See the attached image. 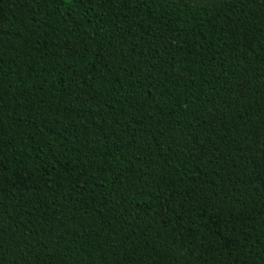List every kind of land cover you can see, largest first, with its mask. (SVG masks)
<instances>
[{
  "label": "trees",
  "instance_id": "1",
  "mask_svg": "<svg viewBox=\"0 0 264 264\" xmlns=\"http://www.w3.org/2000/svg\"><path fill=\"white\" fill-rule=\"evenodd\" d=\"M0 264H264V0H0Z\"/></svg>",
  "mask_w": 264,
  "mask_h": 264
},
{
  "label": "water",
  "instance_id": "2",
  "mask_svg": "<svg viewBox=\"0 0 264 264\" xmlns=\"http://www.w3.org/2000/svg\"><path fill=\"white\" fill-rule=\"evenodd\" d=\"M168 1H177V0H168Z\"/></svg>",
  "mask_w": 264,
  "mask_h": 264
}]
</instances>
